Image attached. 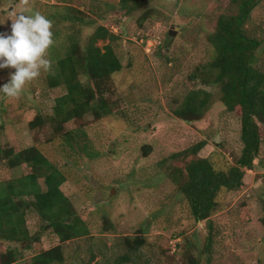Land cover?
<instances>
[{"label":"rangeland","instance_id":"1","mask_svg":"<svg viewBox=\"0 0 264 264\" xmlns=\"http://www.w3.org/2000/svg\"><path fill=\"white\" fill-rule=\"evenodd\" d=\"M103 1L0 0V31L10 33L20 13L39 11L47 17L55 3L68 2L86 10L91 4L104 7ZM139 5L133 15L118 19L111 14L104 23L120 38L115 51L123 66L129 61L131 66L112 76L111 91L105 94L112 113L100 120L90 114L84 118L99 157L67 158L73 156L57 139L38 144L64 170L61 189L77 212L88 210L87 233L61 243L64 260L60 264H117L124 236L138 235L146 240L141 247V261H149L145 264H187L186 252L199 258L200 264H264V125L260 124L262 140L255 170L245 169L238 191L219 194L224 206L210 217L209 256L202 252L206 222L191 216L174 179L177 169L192 158L211 156L215 166L223 169L241 151L238 115L225 109L219 88L203 84L200 73L212 55L207 34L215 30L220 14L236 13L237 5L233 0H141ZM143 10L151 15L139 25ZM88 27L84 37L93 29ZM245 27L260 40L255 64L264 70V0H257ZM49 55L48 50L47 59ZM51 70V65L42 69L19 97L0 94V153L3 148L17 151L34 144L29 121L39 111L50 114L55 98L64 93L62 86L49 87ZM13 71L0 70V85L8 82ZM197 88L211 93L203 116L193 121L179 119L173 109L189 90ZM201 140L205 143L196 154L183 152ZM175 152L180 154L173 156ZM26 172L24 165L11 168L0 158V181ZM27 226L31 234L38 232L34 213L27 216ZM58 243L55 233L44 230L14 264H27L33 253Z\"/></svg>","mask_w":264,"mask_h":264},{"label":"trees","instance_id":"2","mask_svg":"<svg viewBox=\"0 0 264 264\" xmlns=\"http://www.w3.org/2000/svg\"><path fill=\"white\" fill-rule=\"evenodd\" d=\"M233 1L237 12L220 14L215 30L206 36L212 55L200 73L203 84L219 88L225 109L238 115L241 151L235 162L226 164L223 169L215 166L211 156H198L174 174L191 216L195 221L206 222L207 237L202 252L208 256L213 230L210 217L224 206L219 194L238 191L243 186L245 169L255 170L254 160L262 140L260 124L264 125V70L255 64L258 60L255 51L260 40L250 36L245 27L257 0ZM140 2L104 0V7L98 6L97 9L91 4L86 10L68 2L63 5L55 3V10L47 15L53 22L51 30L54 34V44L48 49L52 67L47 76L48 85L62 86L64 93L55 98L50 114L39 111L29 121L34 144L17 151L12 147L3 148L0 153V158L7 161L9 167L24 165L27 168L25 174L0 181V264H14L22 257L23 249H29L30 243L38 241L41 233L48 229L58 236L60 243L33 253L27 264H60L64 260L61 243L87 233L88 210L77 212L72 200L61 189L66 180L64 170L51 161L38 144L57 139L73 156L67 158L80 156L93 160L99 157L100 151L93 147L84 118L90 114L100 120L112 113L105 97L111 91L112 76L131 66V61L123 66L115 51L120 38L104 23L111 14L118 19L133 15ZM91 12L102 23H97ZM150 15L143 10L138 24ZM88 26L93 29L84 37L83 31ZM99 41L102 45L98 44ZM210 96L211 93L203 88L191 89L173 109V114L184 121L199 120L208 107ZM204 143L201 140L183 152L196 154ZM179 154L175 152L173 156ZM31 213L39 222L38 232L34 234L27 226V216ZM145 243L142 235L124 236V248L116 263H148L145 258L141 261V247ZM186 256L187 264H200L199 258L188 252Z\"/></svg>","mask_w":264,"mask_h":264},{"label":"clouds","instance_id":"3","mask_svg":"<svg viewBox=\"0 0 264 264\" xmlns=\"http://www.w3.org/2000/svg\"><path fill=\"white\" fill-rule=\"evenodd\" d=\"M53 22L39 11L18 14L10 25V33L0 31V70L13 68L9 80L0 85V94L19 97L26 83L48 69L46 54L54 44Z\"/></svg>","mask_w":264,"mask_h":264},{"label":"water","instance_id":"4","mask_svg":"<svg viewBox=\"0 0 264 264\" xmlns=\"http://www.w3.org/2000/svg\"><path fill=\"white\" fill-rule=\"evenodd\" d=\"M113 190V189H112Z\"/></svg>","mask_w":264,"mask_h":264}]
</instances>
